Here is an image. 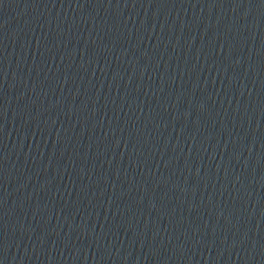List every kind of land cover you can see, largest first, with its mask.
<instances>
[{
  "label": "water",
  "instance_id": "95a60500",
  "mask_svg": "<svg viewBox=\"0 0 264 264\" xmlns=\"http://www.w3.org/2000/svg\"><path fill=\"white\" fill-rule=\"evenodd\" d=\"M0 163L149 264H264V0H0Z\"/></svg>",
  "mask_w": 264,
  "mask_h": 264
}]
</instances>
